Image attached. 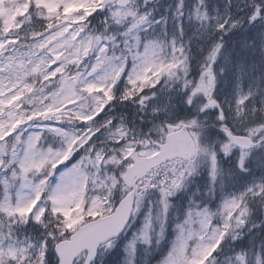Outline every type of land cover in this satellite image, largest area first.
<instances>
[{
  "label": "snow or ice",
  "instance_id": "1",
  "mask_svg": "<svg viewBox=\"0 0 264 264\" xmlns=\"http://www.w3.org/2000/svg\"><path fill=\"white\" fill-rule=\"evenodd\" d=\"M0 264H264V0H0Z\"/></svg>",
  "mask_w": 264,
  "mask_h": 264
}]
</instances>
